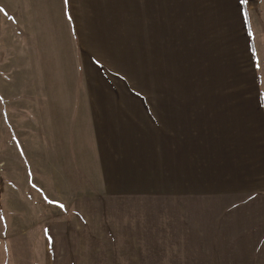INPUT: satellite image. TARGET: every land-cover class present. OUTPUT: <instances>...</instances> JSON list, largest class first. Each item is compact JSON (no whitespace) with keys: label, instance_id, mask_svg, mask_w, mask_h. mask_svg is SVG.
<instances>
[{"label":"crops","instance_id":"1","mask_svg":"<svg viewBox=\"0 0 264 264\" xmlns=\"http://www.w3.org/2000/svg\"><path fill=\"white\" fill-rule=\"evenodd\" d=\"M233 5L238 20L229 26L217 6L221 31L213 43L229 73L241 46V93L163 92L159 68L149 78L133 64L115 70L92 58L103 83L82 62L86 93L31 96L34 113L7 123L0 89V134L7 128L13 148L0 159V204L6 209L13 199L21 212L34 211V222L38 213L67 214L65 222L42 225L47 255L61 244L55 238L85 244L72 231L85 228L90 208L109 244L162 246L171 239L176 253L188 254L181 262L199 264L197 252L204 251L209 262L264 264V42L255 34L264 30L263 17L247 2ZM17 96L8 100L14 109L21 107Z\"/></svg>","mask_w":264,"mask_h":264},{"label":"rangeland","instance_id":"2","mask_svg":"<svg viewBox=\"0 0 264 264\" xmlns=\"http://www.w3.org/2000/svg\"><path fill=\"white\" fill-rule=\"evenodd\" d=\"M233 2L0 0V89L8 100L19 98L17 95L21 94V100L15 103L21 106L18 109L12 107L14 102L2 101V116L7 123L16 117L18 120L28 118L27 114L34 113L28 109L35 102L30 103L34 95L86 93L82 62L86 73L90 70L94 82L102 75V68H98L92 58L101 66L115 70L121 65L132 69L133 64L141 72L146 70L149 78L150 73L153 75L159 68L161 78L165 79L160 90L163 92L174 89L188 94H212L226 89L241 93L245 87L238 83L241 80V46L237 45L238 41L230 44L237 45L240 57L235 58L236 66L229 73L219 66L220 61H216L218 46L213 43L214 36L221 31L214 22L220 10L228 26L237 24V8L233 7ZM246 2L251 12L262 15L264 27V0ZM256 32L257 41L263 43L264 30ZM147 76L144 80L150 85ZM100 81L103 83L102 77ZM9 136L7 128L4 135L0 134V159L6 151L13 152ZM20 138L22 143H27L25 135ZM18 145L20 147V142ZM0 203L3 204L2 192ZM90 212V208L87 209L85 228H80L79 233L76 227L72 231L74 238L83 235L85 244L70 245L62 242L65 239L55 238L61 244H55L53 252L47 255L42 225L65 222L67 214L55 211L46 217L44 212L38 213V220L34 222V211L21 212L13 199L6 209L0 204V231L4 227L9 236L7 245L0 242V264H190L177 259L188 254L176 253L171 239L162 246H130L120 240L118 244L107 243L109 238L101 239L102 231L94 228L99 222L92 220L95 214ZM197 254L199 264L209 262L204 251ZM208 264L223 263L215 259Z\"/></svg>","mask_w":264,"mask_h":264},{"label":"snow or ice","instance_id":"3","mask_svg":"<svg viewBox=\"0 0 264 264\" xmlns=\"http://www.w3.org/2000/svg\"><path fill=\"white\" fill-rule=\"evenodd\" d=\"M242 2H246V0H242ZM61 207H63V205H61Z\"/></svg>","mask_w":264,"mask_h":264}]
</instances>
